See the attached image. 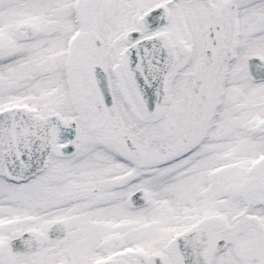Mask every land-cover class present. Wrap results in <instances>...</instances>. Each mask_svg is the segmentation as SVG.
<instances>
[{"label":"snow or ice","instance_id":"1","mask_svg":"<svg viewBox=\"0 0 264 264\" xmlns=\"http://www.w3.org/2000/svg\"><path fill=\"white\" fill-rule=\"evenodd\" d=\"M0 264H264V0H0Z\"/></svg>","mask_w":264,"mask_h":264}]
</instances>
